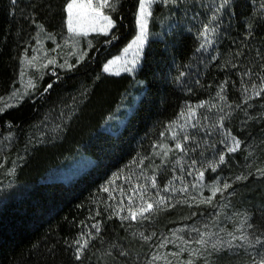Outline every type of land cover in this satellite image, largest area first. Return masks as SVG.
Listing matches in <instances>:
<instances>
[{"label": "trees", "instance_id": "trees-1", "mask_svg": "<svg viewBox=\"0 0 264 264\" xmlns=\"http://www.w3.org/2000/svg\"><path fill=\"white\" fill-rule=\"evenodd\" d=\"M66 2L0 0V97L16 80L20 56L35 35L36 24L48 30L62 27ZM138 5L139 0H119L112 12L114 27L107 36L95 37L82 62L45 77L40 94L0 114L1 157L12 151L48 104L83 86L89 88L80 144L91 163L68 181L52 178L34 184L0 209V264H95L98 254L118 245L127 229L117 217L107 187L119 186L124 175L136 168L159 187H167L175 176L186 178L200 168L199 161H189L192 152L214 158L219 173L224 151L213 150L208 129L224 128L246 140L264 126V121L260 126L255 123L264 109V93L255 96L252 89L255 84L258 90L264 77L262 0H230L223 8L213 0H158L149 23L153 36L135 76L107 75L103 64L136 33ZM213 15L211 26L216 30L209 35L212 43L206 44L199 33ZM125 95L129 110L119 131L101 130L105 117ZM135 95L139 96L134 101ZM201 103L204 107H196ZM190 108L196 113L195 135L204 140L203 145L192 151L189 139L178 150L169 129ZM161 144L171 149L164 159L157 155L162 154ZM175 153L186 158L184 164L170 161ZM258 217L264 230V212ZM95 224L100 226L98 233ZM81 237L89 244L77 261L76 241Z\"/></svg>", "mask_w": 264, "mask_h": 264}, {"label": "rangeland", "instance_id": "rangeland-1", "mask_svg": "<svg viewBox=\"0 0 264 264\" xmlns=\"http://www.w3.org/2000/svg\"><path fill=\"white\" fill-rule=\"evenodd\" d=\"M213 1L218 5L222 3V0ZM88 2L67 0L63 25L57 30H48L41 23L36 24L35 35L26 42L20 56L16 80L9 91L0 97V114L16 107L24 99L40 94L45 77L68 71L85 59L95 37L103 34L99 28L105 21H93L91 16L94 13L90 9L73 8L71 21L74 30H70L67 5ZM97 2L91 0L93 6ZM110 2L115 9L119 0ZM154 4L148 8L150 13ZM114 9L103 8L100 12L112 19ZM139 10L138 5L136 19ZM150 19L151 15L147 17L148 34L143 47L137 49L133 45L129 48L139 34L136 23L134 37L116 55L106 60L102 67L103 73L135 76L144 48L153 36L149 30ZM112 28L108 29V33ZM125 49L128 51L125 52ZM132 60L138 61L135 68L131 72L125 71V67L132 68ZM113 61L115 63H111ZM106 66L109 69L107 72L104 70ZM88 91V86H83L77 92L65 94L48 104L41 116L24 129L12 151L0 157V209L34 184L52 178L68 181L91 163V158L80 144L84 139L80 127ZM138 96L133 97L134 101ZM127 97L123 96L119 105L105 117L101 130L114 134L119 131L123 125V115L129 110ZM193 121L194 116L186 120L185 116L180 115L171 127L175 142L179 140L182 144L188 143L189 139L193 140L192 151L197 146L201 147L204 141L195 135ZM262 121L264 109L255 123L260 126ZM207 132L208 140L214 142L213 150L224 151L223 155L227 156H224L226 159L219 173L216 167L215 171L209 167L214 165V158H206V155L198 157L192 152L189 161H199L200 168L190 171L191 175L188 173L186 178L180 174L175 176L176 179L167 187H159L152 177L141 170L137 171V168L126 173L119 186L113 183L107 187L114 200L117 217L127 229L126 234L121 235L117 241L118 245L98 254L95 264H188L189 260L192 264H252L253 257L259 259V254L264 253L261 245L254 248H224L219 253L212 250L211 245L220 240L227 241L230 239L229 233L240 235L239 230L246 228L245 218L253 225L252 229L247 230L250 237L253 232L257 235L264 232L258 224V216L264 212V176L258 171L264 169V126H260L258 135L254 134V137L246 140L239 139L224 128L210 127ZM185 136L188 140H184ZM232 137L241 144L236 152L229 153ZM185 159L175 153L170 161L175 160L177 165L184 164ZM199 171L204 172L202 182L196 179ZM237 177L246 178L237 180ZM153 182L156 187H152ZM224 183L230 184V187L223 195L217 193L211 205L201 202L211 195L210 187H222ZM141 187L143 192L140 191ZM142 195L150 203L163 199L164 204L153 213H146L148 219H122L128 215L129 199L132 201L131 207H137ZM201 232L206 234V246L195 243L200 239ZM145 237L149 239L145 240ZM234 244H238V241ZM153 257L158 259L153 260Z\"/></svg>", "mask_w": 264, "mask_h": 264}, {"label": "snow or ice", "instance_id": "snow-or-ice-1", "mask_svg": "<svg viewBox=\"0 0 264 264\" xmlns=\"http://www.w3.org/2000/svg\"><path fill=\"white\" fill-rule=\"evenodd\" d=\"M11 2L13 4L16 3V0H11ZM157 0H139V15L137 16L136 19V23L139 27V34L136 36V39L132 42V44L129 45V48L133 47V45H135L137 47V49H140L143 47L144 41L147 38V34H148V22H147V17L149 15H151V13L148 11V8L151 4L156 3ZM163 2L166 3H171L174 2V0H163ZM230 2V0H222V3L220 4V7L223 8L225 7V5H227ZM262 4H264V0H262ZM68 8V13H69V28L70 30H74L72 28V21H71V16H72V11L73 8H78V9H90L94 15L91 16V19L93 21H99L100 19H103V21H105V23L103 25H100L99 31L103 32V34L105 36L108 35V29L114 27V23L113 20L107 16V15H103L100 12V9L103 8H113L114 9V5L110 2V0H98V2L96 3L95 6H93V4L91 3V0H89L88 3H84V4H73L70 3L67 5ZM216 20V16L213 15L211 17V20H209L208 23H206L203 28L202 31H200L199 33V37H203L204 41L206 44H211L212 41L211 39H209V35L211 33L215 32V27H212L211 25L213 24V22ZM114 38V37H113ZM205 43H201L200 47L204 48L205 47ZM128 49H125V52H127ZM136 55H139V52L137 51ZM49 63H53L52 61H49ZM111 63H115V61L111 62ZM130 63L132 64V68H127L125 67V71L131 72L133 68H135L136 64L138 63L137 60H132L130 61ZM106 72L109 70L108 67L106 66L104 69ZM49 87H51V85H49ZM221 92L224 90V86L221 85L220 86ZM253 92L255 96H259L261 93H264V77L261 78V86L259 87V89L257 90V86L254 84L252 86ZM247 90H245V102H247V99H250V97H247ZM218 96L220 95L219 93L217 94ZM220 99L223 100L224 97L220 96ZM196 107L198 108H202L204 107V104L201 103L199 105H197ZM195 111L193 109H189L187 111V113H182V116L186 117V120H190L191 117L195 116ZM172 129L170 128L169 131H171ZM181 130L183 131V127H181ZM171 139H176L175 135H172L170 137ZM184 140H188V137L185 136ZM240 144L241 142L239 140H237L235 137H232V145L228 148V152L229 153H233L236 152L239 148H240ZM160 147L163 149L162 154L161 153H157V155H161V158L164 159L168 156V153L171 149L168 148L167 145L165 144H161ZM175 148L178 150H182V144L179 140L176 141L175 143ZM225 162V157L224 155H220L219 156V163L223 164ZM209 167L212 168L213 171H215V166L213 165H209ZM259 173L264 176V169H258ZM189 175H191V173H189ZM204 178V172L203 171H199L198 175L196 177L197 181L202 182ZM246 177H237V180H241L244 179ZM196 185H193V187H195ZM152 187H156L155 182H153ZM230 187V184L228 183H224L222 187L219 186H213L209 188V191L211 192V195L204 198V200H202V203H206L208 205L212 204L213 198L217 195V193H219L220 195H223L224 191H226L228 188ZM131 191H136V189H130ZM141 192H143V188L141 187L140 189ZM165 192L168 191L167 188L164 189ZM181 191H185V189H181ZM140 200L141 203L139 204V206L137 207H131L132 201L131 199H129V205L130 207L128 208V215L125 217H122V219L124 220H132V221H136L138 219V217L143 220V219H148V216H146L145 214H151L154 211H156L157 209H160L163 204L164 201L163 199L156 201L155 203H150L148 201V199H145V197L142 195L140 196ZM244 225H246V228H244L243 230H239L240 231V235H234L232 233H229L230 235V239H228L227 241H217L216 243L211 245L212 250H214L215 252L219 253L221 251L224 250V248H232V247H243V248H254L256 245H261L262 247H264V232H261L259 235L255 234L254 232L251 234V237L248 233V229H252L253 225L251 223H248V218L244 219ZM93 227L96 229V232L98 233L100 231V226L98 224L93 225ZM205 233L201 232L200 233V239H197L195 241L196 244H200L202 246H206L208 244V240L205 239ZM149 239V237H145V240ZM238 241V244H234V242ZM185 243H187V241H185ZM89 244V240L88 239H84V237H81L79 240L76 241V252H75V259L77 261L80 260L81 255L83 254V251L88 247ZM207 250V249H205ZM123 255V253H121ZM211 254V253H209ZM158 259V257H153V260ZM188 264H192V261L189 260ZM252 264H264V253H260L259 254V259L257 260L255 257H253L252 260Z\"/></svg>", "mask_w": 264, "mask_h": 264}]
</instances>
